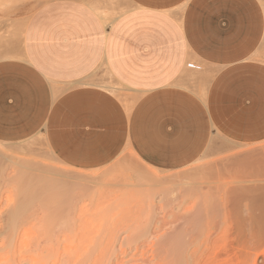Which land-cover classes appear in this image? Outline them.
<instances>
[{"label": "crops", "instance_id": "obj_1", "mask_svg": "<svg viewBox=\"0 0 264 264\" xmlns=\"http://www.w3.org/2000/svg\"><path fill=\"white\" fill-rule=\"evenodd\" d=\"M37 136L76 170L126 150L175 170L221 142L264 141V0H21L1 10L0 142Z\"/></svg>", "mask_w": 264, "mask_h": 264}, {"label": "rangeland", "instance_id": "obj_2", "mask_svg": "<svg viewBox=\"0 0 264 264\" xmlns=\"http://www.w3.org/2000/svg\"><path fill=\"white\" fill-rule=\"evenodd\" d=\"M0 156V264H264V141L175 170L131 150L72 169L40 136L0 142Z\"/></svg>", "mask_w": 264, "mask_h": 264}, {"label": "bare ground", "instance_id": "obj_3", "mask_svg": "<svg viewBox=\"0 0 264 264\" xmlns=\"http://www.w3.org/2000/svg\"><path fill=\"white\" fill-rule=\"evenodd\" d=\"M189 64H192L195 68H197V69H193V71H194V73H196V70H198L199 68H198V66L197 65H195L194 63H192V62H189ZM110 89L111 90H116V88H113V87H110ZM121 94V93H120ZM124 106L126 107L125 109H126V112H130V109H131V107H132V104H128V102H124ZM41 137V136H40ZM41 140L45 143V140H44V138H42L41 137ZM46 145V144H45ZM2 153V152H1ZM49 154L55 159V157L50 153V151H49ZM2 157H3V155H2ZM0 158H1V156H0ZM4 158V157H3ZM2 159V158H1ZM56 160V159H55ZM73 169V168H72ZM59 179V178H58ZM160 179V178H159ZM30 184V183H29ZM28 187H29V185H28ZM30 188V187H29ZM31 189V188H30ZM59 189V188H58ZM45 191V190H44ZM49 191V190H48ZM47 191V192H48ZM31 192H33L32 190H31ZM27 193V192H26ZM29 193H30V191H29ZM32 194V193H31ZM34 194V193H33ZM32 194V195H33ZM23 196V195H22ZM30 196V195H29ZM28 195H27V197H29ZM23 198V197H22ZM35 198H37V197H35ZM34 198V199H35ZM30 199H31V197H30ZM29 199V200H30ZM32 202V201H31ZM23 204L25 203V202H22ZM20 207V206H19ZM19 212V211H18ZM18 212L17 211H15V212H11L12 213V216H13V218H11V222H9V224H8V226H7V229H11V227H14L15 226V224H16V222H15V218L17 217V215H18ZM23 215V214H22ZM261 236V235H260ZM263 237V236H262ZM256 238H257V236H256ZM264 238V237H263ZM256 240V239H255Z\"/></svg>", "mask_w": 264, "mask_h": 264}, {"label": "built area", "instance_id": "obj_4", "mask_svg": "<svg viewBox=\"0 0 264 264\" xmlns=\"http://www.w3.org/2000/svg\"><path fill=\"white\" fill-rule=\"evenodd\" d=\"M187 68H189V69H197V68H195L192 64H188V65H187Z\"/></svg>", "mask_w": 264, "mask_h": 264}]
</instances>
